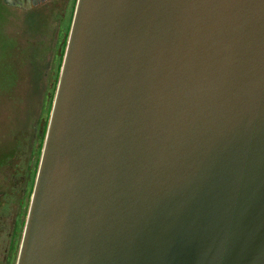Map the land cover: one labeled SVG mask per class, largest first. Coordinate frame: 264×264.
Here are the masks:
<instances>
[{"label": "water", "instance_id": "95a60500", "mask_svg": "<svg viewBox=\"0 0 264 264\" xmlns=\"http://www.w3.org/2000/svg\"><path fill=\"white\" fill-rule=\"evenodd\" d=\"M17 264H264V0H77Z\"/></svg>", "mask_w": 264, "mask_h": 264}, {"label": "rangeland", "instance_id": "374dc122", "mask_svg": "<svg viewBox=\"0 0 264 264\" xmlns=\"http://www.w3.org/2000/svg\"><path fill=\"white\" fill-rule=\"evenodd\" d=\"M62 3H67V6H63ZM76 4L77 0H47L27 13L34 14L33 17H28L29 21L33 18L34 24L37 25L32 29L28 26L29 21L23 20L25 12L20 10L6 18L7 22L4 21L2 24V34L9 40L3 44L4 40L1 36L0 50H9V52L5 53L7 55L0 53V79L6 78L8 79L6 83L10 84L8 77L12 75L15 84L12 87L7 86L6 83L3 84L4 87L0 86V90L2 89L0 91V189L8 191L10 185L19 189V195L12 201L11 207L21 209V215L16 216L15 219V224L21 223V225L14 238L13 251L7 264H16L17 261L21 244L20 235H23L43 148H40L38 156L36 153L39 143L41 142L40 147L44 145ZM62 10H66L65 17L58 19L57 15L62 16ZM36 50L37 55L33 57ZM40 135L43 137L42 141ZM26 139L28 140L25 141ZM24 141L28 143L24 151V159L29 166H32V176L28 179L25 174L24 178L18 176L16 181H11L9 173H12V166L18 164L19 160L13 158L9 163L10 167H5L3 159L5 156H13L18 150V144ZM34 162L37 168L32 174ZM2 198L1 196L0 204L3 203ZM0 216V219L7 218L8 223L4 225L3 222L0 226V264H2L7 241L2 239L1 233L4 231L3 225L8 232L12 231V221L10 215L3 216L2 211Z\"/></svg>", "mask_w": 264, "mask_h": 264}, {"label": "trees", "instance_id": "16d2710c", "mask_svg": "<svg viewBox=\"0 0 264 264\" xmlns=\"http://www.w3.org/2000/svg\"><path fill=\"white\" fill-rule=\"evenodd\" d=\"M18 10H20V11H23V12H25V15H24V17H25V19H23L24 20V22H28L29 21V18L28 17H33V15L34 14H32V15H28L27 13H30L32 10H34V9H32V10H23V9H20V8H17V7H14V6H10V5H8L6 2H5V0H0V38H1V36H2V38H3V44L4 43H6L7 42V40H9V39H6V37H5V35H3L2 34V27H3V22L5 21V22H7V19L6 18H8L9 16H11V15H15L16 14V11H18ZM33 19V18H32ZM30 20L29 21V24H28V26L30 27V29H32V28H34V27H36L37 25H35L34 24V22H33V20ZM2 44V45H3ZM9 52V50H0V53H3L4 55H7V54H5V53H8ZM36 55H37V50L34 52V55H33V57H36ZM2 72V71H1ZM14 73V71L12 70V74ZM12 76V75H11ZM11 76L10 77H8V78H10L9 80H10V84H7L6 82H7V80L8 79H0V80H2V81H0V86H3L4 87V85L3 84H7V86H11L12 87V85H14L15 83H13L14 81H13V78H11ZM2 90V89H1ZM0 90V91H1ZM8 91H10V90H8ZM3 92V91H2ZM44 133V132H43ZM43 136V135H42ZM39 138H41V141L43 140V137H41V135H40V137ZM28 139H26L25 141H27ZM24 141V143H19L18 144V150L16 151V153L12 156L11 155V157H6L5 156V158L3 159V160H5V167H10V165H9V163L11 162V160L14 158V159H18L19 160V163L18 164H16V165H13L12 166V173H9V177H10V180L11 181H15V179L17 178V174H18V172L19 171H21V172H23V170H28L27 171V173H28V176L29 177H31L32 175H31V171H32V166L30 165H28V163H27V161H25V159H24V156H25V153H24V151H26V148L28 147V143H26ZM9 143H11V141H9ZM41 143V142H40ZM40 143H39V146H38V153H36L37 154V156L40 154L39 152H40V148H42V146L40 147ZM16 148V149H17ZM15 149V150H16ZM32 153H33V147H32ZM30 159H31V157H30ZM20 161H21V163H20ZM2 165V164H1ZM35 166H36V163L34 162V164H33V172H32V174L34 173V168H35ZM28 168V169H27ZM5 169V168H4ZM9 172V171H8ZM14 189V185H10V189L8 190V191H11V190H13ZM8 191H5L4 193H7ZM10 198H12V195L10 196Z\"/></svg>", "mask_w": 264, "mask_h": 264}, {"label": "flooded vegetation", "instance_id": "af4514ba", "mask_svg": "<svg viewBox=\"0 0 264 264\" xmlns=\"http://www.w3.org/2000/svg\"><path fill=\"white\" fill-rule=\"evenodd\" d=\"M67 3L66 4H63L62 3V5L63 6L64 5L67 6ZM64 11H66V10H62V12H61V15L62 16L56 14L58 19H62V18L65 17ZM36 168L37 167L35 166L34 171L36 170ZM27 171L28 170H26V171L23 170V172L19 171L18 174H17V177L19 176V177H23L24 178V175L26 174V177L29 179L30 177L28 176ZM37 172H38V170H37ZM37 172H36V176H37ZM16 180H17V178L15 179V181ZM35 181H36V178H35ZM0 191H2L0 193V197L1 196L3 197L2 198L3 203L0 204V211H2L3 216L10 215L11 221H12V231H9L8 232L6 230V228H5V226H4V225H8L7 218H4L5 220L4 219H0V226H2L1 223L5 222L4 225H3V228H4L3 230L4 231L1 233V237H2L3 240H6L7 241L6 248L3 251L2 264H7V261L10 260L11 253L13 251L14 238L16 237V234H17V232L19 230V227L21 225V223L20 224L18 223L17 225L15 224L16 216L21 215V211H20L21 209L19 207H17L16 209H12V207H11L12 201L16 199V197L19 195V192L20 191H19V189L17 190L16 187L13 190H11V192L4 193L6 190L4 191V190H1V189H0ZM11 195H12V198H10ZM19 203H20V201H19ZM21 236H23V235L22 234L20 235V243L22 241ZM20 246H21V244H20ZM20 246H19V250H18V256H19ZM18 256H17V259H18ZM16 264H17V261H16Z\"/></svg>", "mask_w": 264, "mask_h": 264}]
</instances>
